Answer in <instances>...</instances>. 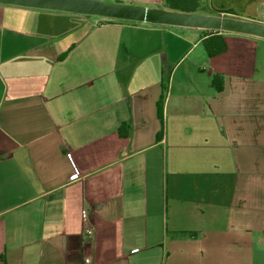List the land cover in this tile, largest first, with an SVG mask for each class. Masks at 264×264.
<instances>
[{
    "label": "crops",
    "instance_id": "obj_1",
    "mask_svg": "<svg viewBox=\"0 0 264 264\" xmlns=\"http://www.w3.org/2000/svg\"><path fill=\"white\" fill-rule=\"evenodd\" d=\"M206 33L0 3V264H264V39Z\"/></svg>",
    "mask_w": 264,
    "mask_h": 264
},
{
    "label": "water",
    "instance_id": "obj_2",
    "mask_svg": "<svg viewBox=\"0 0 264 264\" xmlns=\"http://www.w3.org/2000/svg\"><path fill=\"white\" fill-rule=\"evenodd\" d=\"M2 4L58 10L106 19L194 27L264 39V23L233 15L210 14L110 2L107 0H0Z\"/></svg>",
    "mask_w": 264,
    "mask_h": 264
},
{
    "label": "trees",
    "instance_id": "obj_3",
    "mask_svg": "<svg viewBox=\"0 0 264 264\" xmlns=\"http://www.w3.org/2000/svg\"><path fill=\"white\" fill-rule=\"evenodd\" d=\"M164 7L174 10L206 12V4L203 0H162ZM230 12V11H228ZM206 36L202 39V45L209 57L215 56L226 50V44L223 36L219 31L206 30ZM211 86L219 92L223 88V77L220 74H213L211 78ZM165 91V87L163 89ZM164 100L162 93L158 100V109L161 110ZM122 128V127H121ZM120 128V130H121Z\"/></svg>",
    "mask_w": 264,
    "mask_h": 264
},
{
    "label": "built area",
    "instance_id": "obj_4",
    "mask_svg": "<svg viewBox=\"0 0 264 264\" xmlns=\"http://www.w3.org/2000/svg\"><path fill=\"white\" fill-rule=\"evenodd\" d=\"M87 211L86 210H82L81 211V216H82V218L84 219V221H85V224H84V226H83V232H84V234L86 235V236H90L91 234H92V232H93V227L90 225V223L87 221V213H86ZM84 262L86 263V264H88L89 263V258H85L84 259Z\"/></svg>",
    "mask_w": 264,
    "mask_h": 264
},
{
    "label": "rangeland",
    "instance_id": "obj_5",
    "mask_svg": "<svg viewBox=\"0 0 264 264\" xmlns=\"http://www.w3.org/2000/svg\"><path fill=\"white\" fill-rule=\"evenodd\" d=\"M107 1H110V2H114L113 0H107ZM122 3H124V4H132V5H141V4H137V3H134V2H129V1H126V2H122ZM142 6H145V5H142ZM157 6H159V5H156V6H147V7H156V8H158ZM160 7H161V4H160ZM93 18H97V16H93Z\"/></svg>",
    "mask_w": 264,
    "mask_h": 264
}]
</instances>
